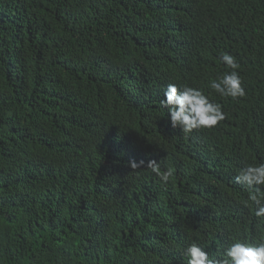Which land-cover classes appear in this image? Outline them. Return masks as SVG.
<instances>
[{"label":"trees","instance_id":"1","mask_svg":"<svg viewBox=\"0 0 264 264\" xmlns=\"http://www.w3.org/2000/svg\"><path fill=\"white\" fill-rule=\"evenodd\" d=\"M234 55L246 95L209 87ZM169 83L226 119L183 133ZM144 164L132 169L131 161ZM174 174L164 184L147 168ZM264 0H0V264H187L264 240ZM264 188V186H261Z\"/></svg>","mask_w":264,"mask_h":264},{"label":"clouds","instance_id":"2","mask_svg":"<svg viewBox=\"0 0 264 264\" xmlns=\"http://www.w3.org/2000/svg\"><path fill=\"white\" fill-rule=\"evenodd\" d=\"M219 59L228 71L218 78L210 81L209 87L221 97L232 99L242 98L246 95L242 84L241 67L237 58L228 53L221 52ZM161 104L168 110L169 119L173 128L179 127L185 134L193 130L212 129L226 119V113L219 103H215L206 96L202 89L189 85L178 86L169 83L164 91ZM144 164L141 160L130 162L132 169L140 168ZM160 180L167 184L174 174L171 168L161 171L155 160L147 162ZM235 181L243 184L249 190L246 206H254L256 217H264V163L248 164L241 168ZM183 257L187 264H264V240L249 242L234 240L223 251L220 257H213L199 243L192 242L183 249Z\"/></svg>","mask_w":264,"mask_h":264}]
</instances>
